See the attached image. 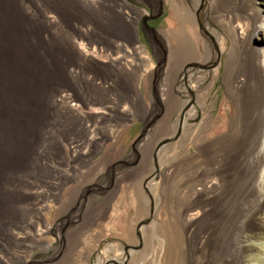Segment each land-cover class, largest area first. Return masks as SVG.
<instances>
[{"label": "bare ground", "instance_id": "1", "mask_svg": "<svg viewBox=\"0 0 264 264\" xmlns=\"http://www.w3.org/2000/svg\"><path fill=\"white\" fill-rule=\"evenodd\" d=\"M149 1L160 8L159 0ZM184 1L166 0L179 19L178 28L170 31L176 44L169 45L159 31H152L149 38L153 48L156 45L161 49L163 44L173 53L169 108L186 107L182 95L191 84L189 79L199 72L203 54L184 21ZM205 1L212 30L226 28L232 37L225 49L223 36L222 49L219 46L211 58L220 59L224 50L229 53L226 84L235 98L240 130L236 136L221 141L204 138L196 156L165 168L164 177L168 180L185 172L193 177L184 187L183 203L168 198L169 227L166 233L156 235L153 264H162L166 247L165 264H239L243 254L239 235L249 212L247 203L255 181L264 179V169L258 173L264 157V47L256 43L262 24L251 28L241 22V18L250 14L249 1ZM187 2L198 9V0ZM126 7L138 14L145 12L127 0H0V249L3 237L12 238L10 227L25 225L30 214L21 206L24 197L19 193L24 175L48 178L57 171L49 164L50 159L63 160L56 132L73 135L84 127L89 130L83 119L85 114L63 111L68 96L58 93V86L75 88L87 101L107 100L108 88L113 93L109 101L117 103V96L127 99L130 96L131 83L126 76L139 71L141 62L121 57L108 63L94 61L93 56L71 44L72 34L79 30L86 37L110 42L114 49L127 50L116 37L132 35L131 26L136 18L125 11ZM151 11L162 13L152 6ZM88 20L91 23L86 32L79 24L86 27ZM142 50V44L133 48L147 61L149 58ZM159 63L162 65L163 60ZM215 66L219 68L220 61ZM106 76L118 79H113L106 88ZM136 99L142 101L138 90ZM206 125L207 121L202 132ZM77 137L71 149L76 158L82 153V139L86 135L81 133ZM94 138L90 140L96 142ZM150 179L147 183L153 184L154 177ZM96 216L97 210L89 211L86 221L76 234L73 232L75 237L68 241L77 243L79 235ZM139 229L142 235L143 228ZM45 233L37 234L39 242L52 244L44 239ZM12 243L20 244L16 239ZM75 246L69 244L71 250ZM54 255L58 257V243ZM51 264H58V258Z\"/></svg>", "mask_w": 264, "mask_h": 264}, {"label": "rangeland", "instance_id": "2", "mask_svg": "<svg viewBox=\"0 0 264 264\" xmlns=\"http://www.w3.org/2000/svg\"><path fill=\"white\" fill-rule=\"evenodd\" d=\"M127 1L146 7L151 13L145 0ZM246 1L250 3V14L240 20L251 28L262 24L256 43L264 47V0ZM197 4L198 9L185 0L182 6L184 21L203 53L201 68L189 79L191 84L182 95L186 105L183 108H169L172 51L162 44L161 49L157 47L156 58L143 35L140 36L144 47L141 53L149 59L145 61L133 51L140 45L135 30L145 13L125 8L136 18L131 36H116L125 45V51L114 49L110 42L74 31L71 44L77 46L76 50L93 56L92 60L108 63L121 57L141 62V68L134 75L126 76L131 83L130 96L128 99L117 96V103L109 101L113 93L107 86L115 79L111 76H106L108 98L105 101H87L75 88L58 86V93L68 96L63 111L71 115L85 114L83 119L89 130L84 127L82 132L73 135L56 132L58 151L63 152L64 157L63 160L52 157L49 164L57 171L48 178L24 175L19 193L24 197L21 206L30 214L25 225L10 227L12 238L3 237L0 264H51L57 258L58 264H153L156 235L166 233L169 227L168 198L183 203L184 187L193 177L185 172L186 176L178 173L168 180L164 177L165 168L196 156L204 138L221 141L236 136L240 130L235 98L226 84L229 53L224 50L220 59L211 58L219 46L222 49L223 36L225 49L229 47L231 34L222 27L220 31L212 30L206 1L198 0ZM149 22L166 36L169 45L176 44L170 31L178 28L179 19L167 3L165 11ZM90 23L88 20L86 27L82 23L79 26L88 32ZM160 60H163L162 65ZM218 61L219 68L215 66ZM137 90L142 101L136 99ZM144 101L154 107L146 108ZM161 103L164 108L157 107ZM81 133L86 137L82 139V153L76 158L71 149ZM91 138L98 142H92ZM263 169L264 157L258 173ZM151 177H154L153 184L147 183ZM247 207L249 212L239 235L243 253L239 264H264V179L255 181ZM92 209L97 210L96 220L87 225L77 243L72 240V246H76L71 250L69 238L75 237ZM139 228H143L142 235L138 233ZM43 233L44 239L51 240L52 244L39 242L37 234ZM13 239L20 244L13 245ZM57 243L58 257L54 255ZM167 255L166 247L162 264Z\"/></svg>", "mask_w": 264, "mask_h": 264}, {"label": "flooded vegetation", "instance_id": "3", "mask_svg": "<svg viewBox=\"0 0 264 264\" xmlns=\"http://www.w3.org/2000/svg\"><path fill=\"white\" fill-rule=\"evenodd\" d=\"M138 1H140V0H138ZM145 2V4L148 6V8L151 10V6L152 7H154L157 11L158 10H162V13L165 11V9H166V0H159V2H160V8L158 9V7H157V5H156V3L154 2V1H149V0H145L144 1ZM168 4V3H167ZM134 5H137V4H134ZM169 5V4H168ZM138 7H140V8H142V9H144L145 10V14H144V16L143 17H145V16H147V15H151V13H148V10H146V7H143V6H139V5H137ZM152 12V11H151ZM152 13H154V14H157V12L155 11V12H152ZM151 22V21H150ZM149 22V23H150ZM150 25L152 26V27H155L154 25H152L151 23H150ZM134 27V26H133ZM137 27L139 28V34H140V36L142 37V35H143V37L145 38V40H146V42H147V44L149 45V47L151 48V50L155 53V56H156V58H157V46L155 45L154 46V48L151 46V44H150V41H149V38H152V30H146V31H144L143 29H142V24H141V22L139 23V25L137 24V26H136V38H137V42L139 43V44H142V42L139 40V38H138V36H137ZM133 31H134V28H133ZM148 33H149V36H148ZM156 38V37H155ZM159 49V48H158ZM161 55H162V52H161Z\"/></svg>", "mask_w": 264, "mask_h": 264}, {"label": "water", "instance_id": "4", "mask_svg": "<svg viewBox=\"0 0 264 264\" xmlns=\"http://www.w3.org/2000/svg\"><path fill=\"white\" fill-rule=\"evenodd\" d=\"M161 14H162V13H160V14H154V13L151 12V15H147V16L143 17L142 20H141L142 29H143L144 31H146V30H152V31L158 32L159 29L156 28V27H152V26H150L149 23H148V20H149V19H152V18H157V17H159ZM137 36H138V38H139V40H140V34H139V28H138V27H137ZM140 41H141V40H140Z\"/></svg>", "mask_w": 264, "mask_h": 264}, {"label": "crops", "instance_id": "5", "mask_svg": "<svg viewBox=\"0 0 264 264\" xmlns=\"http://www.w3.org/2000/svg\"><path fill=\"white\" fill-rule=\"evenodd\" d=\"M130 101V100H129ZM131 102V101H130ZM132 103V102H131ZM144 106H146V108H153L154 106L152 105L151 107H149V106H147V104H146V102L144 101ZM158 108H164V104H159L158 106H157ZM167 106L165 105V108H166Z\"/></svg>", "mask_w": 264, "mask_h": 264}]
</instances>
